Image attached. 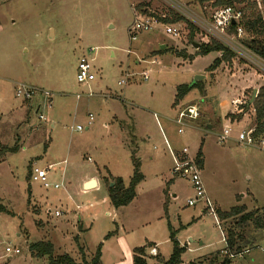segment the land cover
<instances>
[{"label": "rangeland", "instance_id": "1", "mask_svg": "<svg viewBox=\"0 0 264 264\" xmlns=\"http://www.w3.org/2000/svg\"><path fill=\"white\" fill-rule=\"evenodd\" d=\"M169 1L179 4L180 10ZM256 1L264 20V6ZM139 4L148 13L172 16L169 20L174 14L183 15L191 25L173 22L180 28L178 37L159 28L139 33L132 41L133 6ZM235 5L242 7L245 2ZM221 6L199 0H0V145H20L0 161V264H49L47 257L32 255L30 245L38 241H50L55 255L68 253L78 261L81 247L89 260L102 243L103 263L116 264L118 256L128 258L123 246L119 247V237H124L131 250L147 243L153 246L154 241L159 257L167 260L173 250L171 232L188 245L183 255L187 262L221 264L229 257L230 264H264V231L248 224L237 227L244 233L246 249L230 256L223 239L229 228L236 227L235 219L218 218L222 230L218 215L201 210L203 201L190 206L188 199L195 196L192 182L174 176L169 157H163V131L171 145L174 137L175 147H187L190 157L197 156L204 142L207 157L202 177L216 211L237 205L247 211L264 206V146L218 141L226 124L232 125L231 134L237 137L254 124L251 119L231 120L226 108L218 107L226 89H216L212 100L218 114L208 120L213 128L198 129L190 122L178 133L179 125L167 119L175 117L188 101H200L197 121L205 115L208 105L203 106L198 88L180 101V108L174 105L176 86L191 84L197 75L212 78L211 72L220 70L241 83L253 78L257 84L264 82V60L256 55L235 53L231 62L223 61L214 70L209 67L221 52L197 55L194 61L177 55H194L193 42L216 40L195 17L209 18ZM263 36L258 35L259 39ZM251 37L246 32L239 40L243 44ZM82 55L89 58L95 74L85 84L76 78ZM146 70L150 71L148 80L142 75ZM126 71L133 76L126 84L119 83ZM208 80L209 76L207 81L203 78L204 87ZM22 84L48 91L51 97L40 91L32 99L17 97L16 88ZM77 94L82 97L78 99ZM252 96V89H247L243 103L249 105ZM89 113L95 115L94 123L82 131L72 130L78 124L86 126ZM39 114L46 120H40ZM134 155L144 159L145 178L129 205L115 208L103 184L99 189L82 186L84 178L106 168L128 185ZM156 157L163 159L160 173L149 162ZM51 164L48 180L52 186L45 189L30 181L40 203L28 201L32 166ZM55 183L60 187L55 188ZM76 204L86 208L78 210ZM81 226L87 230L81 232ZM149 249L148 264H155L157 257Z\"/></svg>", "mask_w": 264, "mask_h": 264}, {"label": "trees", "instance_id": "2", "mask_svg": "<svg viewBox=\"0 0 264 264\" xmlns=\"http://www.w3.org/2000/svg\"><path fill=\"white\" fill-rule=\"evenodd\" d=\"M201 3L206 1H213V5L216 6H226L235 5L237 3H244L241 8L244 11V28L248 33H251L253 37L246 42L248 48H250L257 56L264 60V38L259 39L258 35H264V20L263 15L259 11L258 2L250 0H199ZM264 6V0H261ZM142 5H137L138 9H141ZM249 11V15L248 12ZM173 19H165L166 21H185L188 25V19L183 15L174 14ZM264 37V36H263ZM211 52H221L222 56L216 58L212 65H210V70H214L223 61H229L233 59L235 53L231 51L228 47L219 41L212 40L211 43L200 44L197 52L192 54H185L182 52H177L178 56L184 57L185 59L193 60L197 55H207ZM194 88H198L199 91L204 95L205 87L202 80H199L191 84H180L176 87V95L174 105H177L184 97ZM250 105L253 106L254 117H255V132L254 136L264 137V84L259 88L258 93L254 101L248 104L241 105L242 112L237 115H230L232 119L241 118L244 112L250 109ZM20 149V145L16 142L13 146L0 145V161L8 154L17 152ZM197 162L200 167H203V151L202 148L199 149L197 156ZM133 166L134 172L129 184L126 186L121 177H114L110 175L105 178V183L107 190L109 192V198L112 205L115 208L129 205L137 195L136 188L138 184L143 180L144 175L141 172L140 160L133 156ZM31 174V173H29ZM30 176V175H29ZM2 208V209H1ZM0 210H3V206L0 205ZM217 214L220 220H227L229 218H234L235 223L233 228H229L226 232V248L228 254L240 253L246 249L243 245L245 241L244 233L237 229V227L243 225H250L254 229L264 231V206L251 211H247L244 205H237L231 207L229 210L217 209ZM236 228V229H235ZM78 239V237H77ZM171 239L173 242V250L170 257L167 260H162L159 254L156 255L157 262L155 264H182V256L187 250V245H181L178 239L175 238V233L171 232ZM247 245V244H246ZM152 247L151 243L146 244L143 247H137L134 249L133 263L134 264H148V249ZM102 243L97 247L96 252L88 260L84 254V249L81 247L82 259L80 261L76 260L68 253L55 255L54 245L48 241H38L30 245L32 255L38 258L47 257L49 264H102ZM154 256V255H153ZM231 260L226 257L222 264H230Z\"/></svg>", "mask_w": 264, "mask_h": 264}, {"label": "built area", "instance_id": "3", "mask_svg": "<svg viewBox=\"0 0 264 264\" xmlns=\"http://www.w3.org/2000/svg\"><path fill=\"white\" fill-rule=\"evenodd\" d=\"M176 9L180 10V5L174 1H169ZM134 20L133 24L129 28L130 39L136 40L139 33L154 31L156 29H163V31L173 37H178L180 35V28L173 24V22L166 21L165 19L171 18L165 14H157L154 12L148 13L146 9H138L133 6ZM244 11L241 7L237 5H226L221 6L214 10L209 18L204 17H195L198 25L205 30L209 35L215 38L217 41L224 44L231 51L238 54H243L245 56L256 55L248 46L245 41L243 44L240 42V38L246 34V29L244 28ZM246 49V50H245ZM222 54V53H221ZM257 56V55H256ZM259 57V56H258ZM151 62H154L152 60ZM143 78L145 80L149 79L150 71L146 70L143 72ZM133 76L132 73L126 71L125 77L119 81V83L126 84L130 77ZM76 78L79 83H89L95 79V74L93 72V65L89 58L86 55H82L79 58L77 65ZM42 92L45 96L51 97V93L48 91H41L36 87L19 85L16 88V96L21 97L25 100L32 99L37 92ZM89 96H92L93 93L89 92ZM78 99L82 97L81 94L76 95ZM51 100V98H49ZM156 120H159V115L154 113ZM201 117L200 101L195 103H190L184 108H181L175 118L173 119L179 125L178 133H183V126L186 123H192L197 121ZM40 120H46L43 114H39ZM95 115L93 113L88 114L87 125L78 124L72 128V130L82 131L85 128H89L94 123ZM233 128L231 124H227L222 132L218 135V141L222 144H225L231 137V132ZM255 127H250L239 132L238 142L243 146H264V137L256 138L254 136ZM164 135V131H163ZM165 144L170 151L173 157V168L172 174L178 177H184L189 179L194 187L195 196L188 199V204L190 206L196 205L199 201H203L205 208L211 214L215 216L218 215L216 207L214 206L213 201L208 195L207 189L205 187L203 177H202V168L197 162L196 156L190 157L188 154V148L183 147L181 154H177L173 149L169 139L164 135ZM66 162V161H65ZM52 167L51 165L48 168H40L36 165H33L31 168L30 180L32 182H39L41 185L48 189L52 186L48 180V170ZM55 188H59L60 185L55 183L53 185ZM92 206V205H91ZM81 204H76V209H85ZM50 212V210H48ZM59 213L56 212V215ZM217 217V216H216ZM217 217L218 223L220 220ZM226 237V236H225ZM150 255L156 256L158 254V249L156 246H152L149 249ZM242 252L238 253L241 254ZM230 256H234L231 254Z\"/></svg>", "mask_w": 264, "mask_h": 264}, {"label": "crops", "instance_id": "4", "mask_svg": "<svg viewBox=\"0 0 264 264\" xmlns=\"http://www.w3.org/2000/svg\"><path fill=\"white\" fill-rule=\"evenodd\" d=\"M161 46H162V48H166L167 47V45L166 44H162L161 43ZM198 49V48H197ZM216 57H218V55H216ZM215 57V58H216ZM197 58V56L193 59V60H190V61H194L195 59ZM211 74H214L213 75V77L211 78V76L210 75H204L203 76V78H205V80L207 81V76H209V79H210V81L208 82V83H206V86H205V94L202 96L203 98H204V105L203 106H207L208 105V107H205V115L199 120V121H195V122H192L191 124H193L194 125V127L195 128H198V129H206L207 127H211V128H213L214 126H213V124H210L211 123V121H208V120H211L212 118H214V119H216L215 117H216V115H218L217 114V112H216V109H215V107H214V105H213V102H212V100L213 99H215L216 98V89L218 90L219 88H223V89H226L225 91H224V94H223V98L219 101V103H218V107L219 108H226V112H228L227 114H228V117L227 118H229V119H231L232 120V118H231V116L230 115H237V114H239V113H241L242 112V108H241V105H243V104H245V103H243L244 101H242V100H245V98H246V90L247 89H252V93H254V90L255 89H257V90H259V88L264 84V82L262 81H260V83L259 84H257L256 83V81H255V79L253 78V79H247V80H245L244 81V83L242 82L241 83V80H239V79H237V78H235L234 77V79H233V75H230L229 77L227 76V74L226 73H223V72H221L220 70H216V71H212L211 72ZM223 78V80L222 81H220L221 79ZM203 80V79H202ZM224 80H225V82H224ZM224 82V83H223ZM238 82V83H237ZM183 84H186V83H183ZM180 85V84H179ZM178 86V85H177ZM176 86V87H177ZM176 94V93H175ZM201 94V93H200ZM202 95V94H201ZM186 97V96H185ZM191 102H194V101H188L187 103H185V104H183L182 106H184V105H186V104H190ZM250 102H251V100H250ZM178 106L177 107H179L180 106V102H179V104H177ZM251 107V106H250ZM180 108V107H179ZM253 111H251V108H250V110H248L247 112H244L243 113V116L241 117V118H236L235 120H239V119H242V120H248V121H250V119L251 120H254V124L252 125V126H250V127H255V117L253 116ZM175 117H170V118H167L168 120H171V121H173V119H174ZM251 122V121H250ZM203 124L205 125V127H203ZM210 125V126H209ZM227 125V124H226ZM249 127V128H250ZM234 130V129H233ZM232 130V131H233ZM163 137V140H164V135H162ZM162 139H159V141L160 142H162L161 141ZM172 147H173V149L175 150V152L177 153V154H181V150H182V148L183 147H185V146H183L182 148H178V147H175V145H176V139L173 137L172 138ZM229 141H232L233 143L235 142V143H237V144H239V142H238V137L237 136H233V134H231V137H230V140ZM164 144H165V141H164ZM205 146H204V142H203V145H202V151H203V167H202V171H203V169H204V167H205V160H206V157H207V153H206V150H205V148H204ZM165 148H166V152H165V155L163 154V157H165V159L167 158V157H169V161H170V168H169V170L172 172V168H173V157H172V155H171V153H170V151L168 150V148H167V146L165 145ZM137 150L136 149H134V152H136ZM167 156V157H166ZM157 158V157H156ZM144 159L141 157L140 158V163H141V169L144 167L143 166V163L141 162V161H143ZM163 159H158L157 158V160H154V159H152V161H150L149 160V162H150V164L152 165V167H153V170H155V171H158V173H160L159 171H160V169L162 168V165H163V162H162V165H161V161H162ZM66 160H64V163H66L65 162ZM51 166L53 167L54 165L53 164H51ZM142 172V171H141ZM143 173V172H142ZM110 175H112V176H114V177H121V176H118V175H115V174H113L111 171H110V169L109 168H106V170L104 169V171H101L100 169L99 170H97L95 173H93V174H91V175H89L87 178H84L83 180H82V186L83 187H85V184H86V182L87 181H89V180H91V179H94L95 180V182H96V185L94 186V187H91V188H95V189H99L100 188V186H102V184L103 185H105L106 186V183H105V178H107V177H109ZM133 175V174H132ZM143 175H144V178H145V174L143 173ZM122 178V177H121ZM131 178H132V176H131ZM131 178H130V180H131ZM144 178H143V180H144ZM142 180V181H143ZM30 181L31 180H29V185H28V187H27V189H28V192H29V195H28V201H31V202H36L37 204H39L40 202H38L36 199H37V196L35 195V192H34V188H33V184L32 183H30ZM123 181H124V179H123ZM141 181V182H142ZM32 182V181H31ZM130 182V181H129ZM125 183V182H124ZM141 184V183H140ZM139 184V185H140ZM126 185V184H125ZM127 186V185H126ZM86 189H90V188H87V187H85ZM106 188H107V186H106ZM107 192H108V190H107ZM108 195H109V192H108ZM209 195V194H208ZM244 196V195H243ZM210 197V196H209ZM110 199V198H109ZM221 209V208H220ZM203 212H207V209L205 208V207H202V209H201ZM200 210V211H201ZM222 210V209H221ZM224 211H226V210H224ZM13 214H15V212H13ZM219 225H221V223L219 222ZM221 228H222V225H221ZM80 230H81V232L82 231H85V230H87V228H84V226H81V228H80ZM222 230H223V228H222ZM118 232V231H117ZM224 233V232H223ZM114 233H112V234H108L109 236H111V235H113ZM18 235H21V233H18ZM225 235V234H224ZM78 236V235H77ZM226 236V235H225ZM112 237H116L115 235L114 236H112ZM120 239H119V242H118V244H119V247L121 248V245L123 246V248L125 249V251H126V255H127V257L128 258H124V259H120V256H118L119 257V261L116 263V264H134L133 263V255H134V249L133 250H131L130 249V247H129V245H128V243L126 242V240L124 239V237H119ZM223 240H225V237H224V239ZM179 241V240H178ZM107 242V241H106ZM226 242V241H225ZM153 243V246H156L157 247V249H158V246L156 245V242H152ZM148 244V243H147ZM181 244V243H180ZM182 245V244H181ZM226 248V247H225ZM224 248V249H225ZM187 249H189L188 248V245H187ZM223 249V250H224ZM223 252V251H222ZM246 252H249V249H247L246 250ZM245 252V253H246ZM244 253V254H245ZM158 254H159V249H158ZM218 254H220V252H218ZM184 255V254H183ZM244 256V255H243ZM242 256V257H243ZM77 259V258H76ZM90 259V258H89ZM102 260H103V252H102V258H101ZM162 259V258H161ZM163 260V259H162ZM182 260H183V263L182 264H188V263H191V264H195L194 262H198V263H196V264H207L206 262H203L202 260H195V261H193V260H190V261H185L184 259H183V256H182ZM206 260V259H205ZM204 260V261H205ZM199 262H201V263H199ZM203 262V263H202ZM223 262V261H222ZM222 262H221V264H222ZM102 263H103V261H102ZM104 264V263H103Z\"/></svg>", "mask_w": 264, "mask_h": 264}, {"label": "water", "instance_id": "5", "mask_svg": "<svg viewBox=\"0 0 264 264\" xmlns=\"http://www.w3.org/2000/svg\"><path fill=\"white\" fill-rule=\"evenodd\" d=\"M193 46H194L195 48H198V47L200 46V43L193 42ZM202 79H203V75H197L196 78L194 79V81L192 82V84L195 83V82H197V81H199V80H202ZM257 93H258V90L255 89V90H254V93H253V96H252V98H251V103H252V102L254 101V99L256 98ZM209 126H210V125H209ZM95 185H96L95 180H94V179H91V180H89V181L86 182L85 187H87V188H91V187H94Z\"/></svg>", "mask_w": 264, "mask_h": 264}]
</instances>
